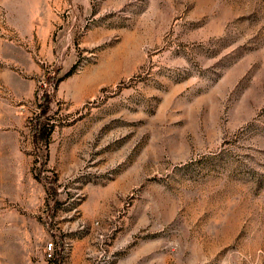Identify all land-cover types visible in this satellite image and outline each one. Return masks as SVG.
<instances>
[{
    "label": "rangeland",
    "instance_id": "obj_1",
    "mask_svg": "<svg viewBox=\"0 0 264 264\" xmlns=\"http://www.w3.org/2000/svg\"><path fill=\"white\" fill-rule=\"evenodd\" d=\"M0 264H264V0H0Z\"/></svg>",
    "mask_w": 264,
    "mask_h": 264
},
{
    "label": "trees",
    "instance_id": "obj_2",
    "mask_svg": "<svg viewBox=\"0 0 264 264\" xmlns=\"http://www.w3.org/2000/svg\"><path fill=\"white\" fill-rule=\"evenodd\" d=\"M45 130L46 129L41 127L40 124L38 126L36 125V132H37L36 134H38V133L40 134L42 132H45Z\"/></svg>",
    "mask_w": 264,
    "mask_h": 264
},
{
    "label": "built area",
    "instance_id": "obj_3",
    "mask_svg": "<svg viewBox=\"0 0 264 264\" xmlns=\"http://www.w3.org/2000/svg\"><path fill=\"white\" fill-rule=\"evenodd\" d=\"M51 249H52V245L49 246V250H51Z\"/></svg>",
    "mask_w": 264,
    "mask_h": 264
}]
</instances>
